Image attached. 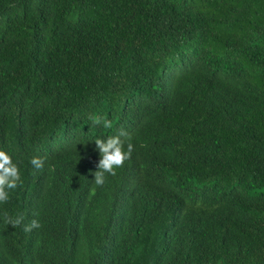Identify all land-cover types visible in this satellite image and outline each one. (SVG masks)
<instances>
[{"label": "trees", "instance_id": "16d2710c", "mask_svg": "<svg viewBox=\"0 0 264 264\" xmlns=\"http://www.w3.org/2000/svg\"><path fill=\"white\" fill-rule=\"evenodd\" d=\"M0 149V264H264V0H0Z\"/></svg>", "mask_w": 264, "mask_h": 264}, {"label": "clouds", "instance_id": "9594fccd", "mask_svg": "<svg viewBox=\"0 0 264 264\" xmlns=\"http://www.w3.org/2000/svg\"><path fill=\"white\" fill-rule=\"evenodd\" d=\"M93 125L103 128H110L111 122L99 116L91 117ZM123 135V132L121 133ZM96 150L100 154L98 171L94 173V183L97 186H103L105 183V174L115 175V169L121 167L130 157L132 144L127 145L125 149L124 142L120 136H111L106 139L97 137L95 140ZM31 163L36 167H42L43 161L33 158ZM20 180L18 164L14 162L13 157L5 150L0 149V202L8 199L6 189H15L17 182ZM20 219L10 220L12 225H19ZM33 227H39L36 221H33Z\"/></svg>", "mask_w": 264, "mask_h": 264}]
</instances>
